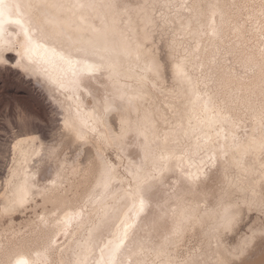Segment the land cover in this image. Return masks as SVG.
I'll return each mask as SVG.
<instances>
[{
  "label": "bare ground",
  "instance_id": "1",
  "mask_svg": "<svg viewBox=\"0 0 264 264\" xmlns=\"http://www.w3.org/2000/svg\"><path fill=\"white\" fill-rule=\"evenodd\" d=\"M95 3L83 22L79 10H49L107 49L111 73L80 90L58 87L48 65L30 64L20 28L4 22L0 64L44 92L60 111L63 135L54 143L39 135L14 143L0 197V222L10 218L0 229V264H71L90 240L98 246L86 264H106L100 247L107 234L97 239L99 226L140 180L155 185L148 211L167 214L125 264H264V0ZM69 146H76L73 158ZM88 150L93 160L82 159ZM28 207L35 217L18 223ZM81 207V217L61 223L65 210ZM251 212L263 220L230 244L228 235Z\"/></svg>",
  "mask_w": 264,
  "mask_h": 264
},
{
  "label": "snow or ice",
  "instance_id": "2",
  "mask_svg": "<svg viewBox=\"0 0 264 264\" xmlns=\"http://www.w3.org/2000/svg\"><path fill=\"white\" fill-rule=\"evenodd\" d=\"M112 5L109 4L108 7ZM95 0H71L70 3H51L50 0H29L26 3H6L0 0V33L4 31V22L17 25L20 28V35L23 37L22 47L24 54L30 64L41 63L48 65L57 75H49L52 83L67 90H80L85 85L86 80L98 78L102 74L111 73L112 64L107 54V49L103 44L91 39H85L76 35L79 29L72 27L71 30L63 23L54 19L49 10L64 9L79 10L81 12V22L84 21V12L95 9ZM13 9L16 10V19H11ZM215 23V21H213ZM93 31H102L93 29ZM215 33L213 32V35ZM8 49H5L7 51ZM43 53L40 57L35 54ZM48 69H45L47 72ZM109 105L105 110H110ZM261 121L264 122V112L261 114ZM152 179H157L153 177ZM192 179H195L193 177ZM106 190L115 193L118 190L110 189V183H105ZM155 185L148 180H140L136 188L129 189L124 196L119 197L117 204L113 205L105 213V219L99 226L97 239L107 238L100 247V254L106 257V264H125L123 257L136 254L145 250V243L151 230L159 224L160 220L167 213L158 210L155 215L148 211L149 202L147 194L154 191ZM26 196V193L24 194ZM173 199L179 201L182 196L174 192ZM24 196L21 197V200ZM177 206H179L177 204ZM84 208L79 211L73 209L71 214L65 210L64 221L81 217ZM173 214L175 212L173 211ZM151 217V219L149 218ZM230 222V218H229ZM178 228L172 230L175 235ZM168 239V237H165ZM89 249L81 248L74 252L79 259L73 260L71 264H86L88 251L97 247L94 241L90 240ZM13 264H29L27 259H17ZM94 264V262H89ZM136 264H143L137 261Z\"/></svg>",
  "mask_w": 264,
  "mask_h": 264
},
{
  "label": "rangeland",
  "instance_id": "3",
  "mask_svg": "<svg viewBox=\"0 0 264 264\" xmlns=\"http://www.w3.org/2000/svg\"><path fill=\"white\" fill-rule=\"evenodd\" d=\"M163 50L165 53L167 52L166 48ZM46 97L37 85L32 84L27 78H23L10 63L0 64V197L9 168L12 165V148L18 137L39 135L47 142L53 143L62 138L60 111ZM75 147L69 146L66 149L70 158L76 155L73 154V152H77ZM107 153L112 159H115L111 152ZM85 158L93 160L92 150L85 151L82 159ZM34 217L33 208L28 207L27 210H23L16 216V221L25 225L28 219ZM262 220V215L256 212L246 213L236 228V232L228 235L230 244H237L239 234L244 236L249 233V227ZM9 226L10 218L4 217L0 222V229Z\"/></svg>",
  "mask_w": 264,
  "mask_h": 264
}]
</instances>
